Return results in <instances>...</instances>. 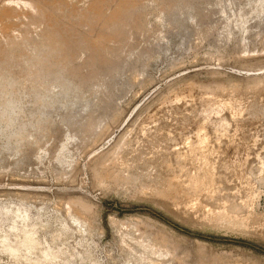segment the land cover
I'll return each instance as SVG.
<instances>
[{
    "label": "rangeland",
    "instance_id": "1",
    "mask_svg": "<svg viewBox=\"0 0 264 264\" xmlns=\"http://www.w3.org/2000/svg\"><path fill=\"white\" fill-rule=\"evenodd\" d=\"M28 1L0 0V61L9 49L33 65L0 88V264H264L263 122L262 160L225 181L242 200L222 197L212 180L169 185L168 158L197 125L180 115L213 97L264 96V0H43L60 6L52 28ZM132 5L126 33H113ZM62 34L91 41L34 74L39 44ZM103 163L132 185L112 169L101 181ZM249 169L252 199L242 188Z\"/></svg>",
    "mask_w": 264,
    "mask_h": 264
},
{
    "label": "bare ground",
    "instance_id": "2",
    "mask_svg": "<svg viewBox=\"0 0 264 264\" xmlns=\"http://www.w3.org/2000/svg\"><path fill=\"white\" fill-rule=\"evenodd\" d=\"M28 2L43 16V21H45L50 28L58 25L52 16L54 15L53 12H59L60 6H47L43 0H29ZM134 8V5L127 7L111 22L110 29L113 33L119 35H124L126 33L127 26L129 25L128 18L133 13ZM89 41H91V37L88 35L76 41L65 37L63 34L59 40H54L52 37L44 38L43 43L39 44L38 55L36 57L38 58L36 63L37 68L34 70V74H37V72L41 70L50 73L56 66H59L54 60L58 51L68 50L72 47L79 52L83 49L84 44ZM95 50L98 52V48ZM11 54L12 51L9 49L4 50L2 54V60L0 61L1 89L6 88L9 82L14 83L18 80L15 72L16 68L18 71H26V69L33 66L30 64L32 63L31 57L24 56L17 60H13ZM109 60L112 61L114 65H119L114 58H110ZM207 101L208 102L202 105L200 110H197L192 116L189 115L188 118L184 117V115H178V119L183 125H187V123L191 122H195L197 125L187 134L182 135L183 140L181 139L182 141L180 143L170 148L171 155L168 158L171 160L169 167L173 171V175L169 178V185L179 187L186 186L191 188L189 190H194L205 187V182L212 185V180L215 182L213 186L219 184V193H221L222 197L233 202L240 199L242 200V195H240L242 193L241 190L237 191L236 187L225 184V181L227 178L233 177L231 171H239V175L242 176L243 169L247 165L250 166L249 162L251 159L258 158L262 160L263 153L256 150V146L258 145V139H256V137L261 134V129H259L258 124L263 122L262 124L264 125V96L259 94L258 98H253L249 102H244L242 99L235 98L226 103L219 97H213ZM245 126H249L246 135L249 136L250 143L246 142V144L242 146V142L238 140L242 136L238 132H243V127ZM161 135L172 137L170 131H162ZM237 140L238 142H236ZM240 148L245 151L244 155H240ZM230 150H232V155L229 154ZM111 169L115 172L114 178L120 177V181L126 185H132L133 182L122 177L119 169L115 165L107 166L103 163L102 167H100L97 172L99 179L101 181L104 180L105 176L102 173L103 170L106 172ZM230 172L231 174H229ZM251 176H253L252 169H249L244 174L246 181L242 182V188L247 190L250 189L247 194V197L250 199L257 196V191L255 190L257 188H253L254 185L253 183L251 184ZM214 189L215 188H211L210 191H214ZM216 189V191H218V188ZM143 223L152 227H158L160 229H158V231L162 233V238L174 240L164 227L158 226L150 220Z\"/></svg>",
    "mask_w": 264,
    "mask_h": 264
},
{
    "label": "clouds",
    "instance_id": "3",
    "mask_svg": "<svg viewBox=\"0 0 264 264\" xmlns=\"http://www.w3.org/2000/svg\"><path fill=\"white\" fill-rule=\"evenodd\" d=\"M5 112H6V114L9 117V122L11 123V118L14 117V116H16L18 114V112H17V106H16V104L14 103L13 100L9 99L6 102Z\"/></svg>",
    "mask_w": 264,
    "mask_h": 264
}]
</instances>
